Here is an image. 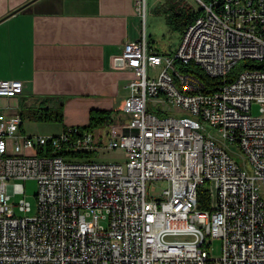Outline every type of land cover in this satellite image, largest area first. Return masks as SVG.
<instances>
[{
    "label": "built area",
    "instance_id": "1",
    "mask_svg": "<svg viewBox=\"0 0 264 264\" xmlns=\"http://www.w3.org/2000/svg\"><path fill=\"white\" fill-rule=\"evenodd\" d=\"M198 1L202 12L174 53L160 55L144 35L123 44L116 61L130 73L129 119L113 121L105 140L78 125L23 135L11 101L24 84L0 78V264H264V0ZM135 5L143 15L145 0ZM187 63L234 77L204 92L177 66ZM170 105L187 115L168 116ZM109 149L123 150L124 162L91 159ZM28 178L37 182L36 211L17 216L12 205L31 211L24 198L11 202ZM150 180L165 181L158 196L148 194ZM213 238L217 257L209 256Z\"/></svg>",
    "mask_w": 264,
    "mask_h": 264
},
{
    "label": "crops",
    "instance_id": "2",
    "mask_svg": "<svg viewBox=\"0 0 264 264\" xmlns=\"http://www.w3.org/2000/svg\"><path fill=\"white\" fill-rule=\"evenodd\" d=\"M154 2L145 0L142 15L135 0H0V78L23 82L19 104L61 108L63 129L87 125L92 109L122 118L130 78L117 66L123 44L144 35L162 56L177 47L152 40L149 18L165 20Z\"/></svg>",
    "mask_w": 264,
    "mask_h": 264
},
{
    "label": "rangeland",
    "instance_id": "3",
    "mask_svg": "<svg viewBox=\"0 0 264 264\" xmlns=\"http://www.w3.org/2000/svg\"><path fill=\"white\" fill-rule=\"evenodd\" d=\"M157 4V5H156ZM181 6V11L177 8L174 9V11H171V5ZM154 7H156V10L160 14H162L165 17V20H174L176 23L179 19L178 28L172 27L169 22H165L163 18H161L162 22L157 23L156 20H154V17H150L148 22L150 25V36L152 40H154L159 46L161 44L166 43H179L180 37H181V31L184 29V24L186 16L188 13L198 12L201 8V4L198 0H155ZM155 10V11H156ZM179 13V14H178ZM178 14V15H176ZM181 17V18H180ZM146 26V17L144 18V29ZM158 26H161L162 33L161 35L158 33ZM154 27V31L151 32V28ZM178 42V43H177ZM175 49V47H174ZM242 63L239 62L236 64L235 68H238ZM160 68L158 67L155 70L148 69L147 74L148 76L157 77L159 73ZM19 97L17 100H12V104L18 103ZM20 103V102H19ZM17 104L18 106V112L23 114L22 118V124L21 128L23 130V135L28 136L32 135L33 137L36 136H43V137H51L52 135L61 134L62 133V123L54 122V121H36L30 116V111L26 103ZM167 108V113L169 115H175V116H183L187 115V112L183 111L179 106H169ZM259 106L255 102L252 103L251 106V114L253 116H257L259 114ZM122 118L124 119L125 124H128L129 115L122 112L121 113ZM113 122L105 123L96 125L93 127V132L96 136V138H99L101 140H105L107 137V133L109 132V127L112 125ZM209 129V128H207ZM230 155L233 160L236 161V163L241 166L246 171L250 172V168L247 164V158L245 155L234 145H230ZM27 152H32L31 149H27ZM124 156L125 153L121 149H109L105 152H101L100 150H96L95 153L92 154L91 159L99 161V162H124ZM166 186L165 181L161 180H150L146 183L147 192L150 196H158L161 193V190L163 187ZM24 195H15L11 198V202H18L22 198L25 199V201L29 202L31 205V211L22 213L19 211V209L16 207V205H12L13 211L15 215L17 216H25L31 217L34 215L36 211V199H35V193L37 191V182L33 178H28L24 181ZM259 193L261 195V198L264 201V189L261 188L259 190ZM219 244L220 240L218 238H213L211 243L209 244V256L210 257H217L219 254Z\"/></svg>",
    "mask_w": 264,
    "mask_h": 264
},
{
    "label": "trees",
    "instance_id": "4",
    "mask_svg": "<svg viewBox=\"0 0 264 264\" xmlns=\"http://www.w3.org/2000/svg\"><path fill=\"white\" fill-rule=\"evenodd\" d=\"M203 1H210V0H203ZM173 4L171 5V11L173 12L174 9L172 7ZM178 10L181 11L182 8H177ZM202 12V8L199 9L198 12H193V13H188L185 19L184 28L186 27L187 24H189L191 21H193L198 15H200ZM179 14V13H178ZM176 14V15H178ZM181 18V17H180ZM179 19L177 22L179 23ZM169 24L172 27L178 28V23H176L174 20H168ZM184 30V29H183ZM183 30L181 32H183ZM180 70L182 71H188L193 73L194 77L200 81V83L203 85V91L204 92H210L213 89H215L214 85L218 83H222L225 81H230L234 77V70L231 73H228L224 79H219V78H213V77H208L206 76L200 68L197 66L187 63L186 65H177ZM30 116L36 120V121H54V122H61L62 121V111L61 108L59 109H50V108H30ZM23 112L21 113V117L23 118ZM122 118L117 117L113 118L111 116V111H105V110H95L92 109L89 112V119H88V124L83 126V127H88L90 129H93L96 125L100 124H105V123H110L113 121H121ZM197 201H198V206L200 208H205L208 202V197L207 193L203 188L198 189L197 192Z\"/></svg>",
    "mask_w": 264,
    "mask_h": 264
}]
</instances>
